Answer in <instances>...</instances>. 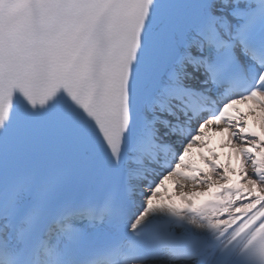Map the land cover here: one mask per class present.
Returning <instances> with one entry per match:
<instances>
[{"label":"bare ground","instance_id":"6f19581e","mask_svg":"<svg viewBox=\"0 0 264 264\" xmlns=\"http://www.w3.org/2000/svg\"><path fill=\"white\" fill-rule=\"evenodd\" d=\"M231 125L200 123L196 146L140 193L137 218L160 217L193 234L222 235L264 208V97L246 98ZM213 130V131H212ZM144 264H188L152 261Z\"/></svg>","mask_w":264,"mask_h":264}]
</instances>
